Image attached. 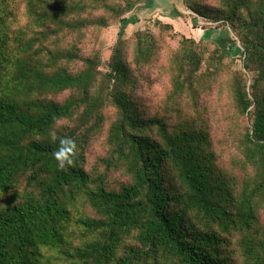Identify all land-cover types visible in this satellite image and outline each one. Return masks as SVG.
I'll return each instance as SVG.
<instances>
[{
  "label": "trees",
  "instance_id": "trees-1",
  "mask_svg": "<svg viewBox=\"0 0 264 264\" xmlns=\"http://www.w3.org/2000/svg\"><path fill=\"white\" fill-rule=\"evenodd\" d=\"M136 1L0 0V264H264V0H184L241 69L160 24L103 70Z\"/></svg>",
  "mask_w": 264,
  "mask_h": 264
},
{
  "label": "rangeland",
  "instance_id": "rangeland-1",
  "mask_svg": "<svg viewBox=\"0 0 264 264\" xmlns=\"http://www.w3.org/2000/svg\"><path fill=\"white\" fill-rule=\"evenodd\" d=\"M17 4L22 6L20 1ZM121 18H125V21H120ZM160 24L171 25L169 32L193 39L195 42L218 45L229 57L235 59L232 69L242 68V46L231 28L227 24H222V20L213 21L193 12L186 6L184 0H137L131 9L102 29L94 37L90 47L100 51L101 68L107 70L111 48L119 37L130 39L138 31L149 30L165 38L169 34L168 30L161 32ZM169 39L171 46L176 47L179 38ZM155 78L152 87L159 90L165 81H160L156 76ZM149 92L152 90L149 89Z\"/></svg>",
  "mask_w": 264,
  "mask_h": 264
},
{
  "label": "clouds",
  "instance_id": "clouds-1",
  "mask_svg": "<svg viewBox=\"0 0 264 264\" xmlns=\"http://www.w3.org/2000/svg\"><path fill=\"white\" fill-rule=\"evenodd\" d=\"M53 138L55 135L53 134ZM67 145H71V148H67ZM75 144L70 138H66L61 141V147L55 153V157L59 162V167L64 168L66 165H71L72 160L70 158V153L74 152Z\"/></svg>",
  "mask_w": 264,
  "mask_h": 264
}]
</instances>
